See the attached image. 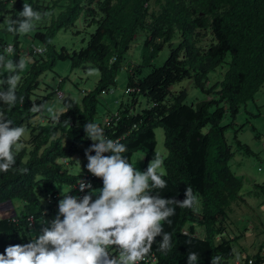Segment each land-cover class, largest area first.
<instances>
[{
  "label": "trees",
  "instance_id": "16d2710c",
  "mask_svg": "<svg viewBox=\"0 0 264 264\" xmlns=\"http://www.w3.org/2000/svg\"><path fill=\"white\" fill-rule=\"evenodd\" d=\"M24 3L48 15L35 22L31 35L44 52L34 55L26 50L31 58L29 67L17 69L21 81L15 106L9 109L0 101V111L13 120L14 126H24L29 132L27 140L21 139L23 148L15 154L16 163L7 172L0 171V254L8 245L30 242L28 217L38 220L45 212L48 220L55 218V207L62 198L56 190L58 185L66 186L67 193L76 196L73 187L81 174H72L69 169L76 164L74 157L86 156L85 150L93 142L83 126L95 123L102 92L115 87L117 72L132 41L138 32H144L141 56L146 66L176 34L179 43L170 49L164 63L146 76H138L139 67L129 72L126 88L135 90L119 103L117 117L104 134L126 145L122 155L129 163L140 152L147 169L148 162L155 158V129L161 128L166 150L162 178L167 187L150 189L151 193L183 201L186 188L191 186L200 203L199 211L197 204L194 208L169 205L176 213L169 218L171 226L166 221L162 225L165 232L172 233V248L159 251L162 235L157 236L145 259L147 264H188V253L197 252V264H211L214 255L222 257L220 264H232L231 239L223 238L222 223L232 206L245 199L241 192L243 178L232 170L230 161L236 154L249 156L253 152L238 141V130H234L233 149L225 137L233 124L221 123L226 115L234 120L240 108L253 101L264 87V0H67L57 14L54 8L58 0L47 5L41 0H0V55L5 54L7 44H12L10 59L14 62L21 58L20 38L26 34L7 32L4 19H16ZM78 20L85 28L94 27L86 45L79 50H57L53 44L57 33L74 28ZM205 36L210 42L203 46ZM57 61H69L72 69L90 64L98 70L99 78L79 102L62 100L59 120L50 117L46 123L37 122L35 118L41 112L29 109L33 101L39 105L49 98L47 95L35 101L34 94L40 77L53 71ZM222 64L227 65L222 80L209 86V74ZM2 70L0 66V89H6L9 74L2 75ZM183 80L191 81L211 98L187 104L184 91L171 92V87ZM139 96L146 99L147 108L136 109ZM92 186L102 188V179L94 176ZM254 187L264 192L263 186ZM48 194L56 195L50 205H46ZM16 200L21 203L18 211L14 208ZM196 228H202L203 237L196 235ZM261 251L243 263L252 259L253 264H264Z\"/></svg>",
  "mask_w": 264,
  "mask_h": 264
},
{
  "label": "clouds",
  "instance_id": "9594fccd",
  "mask_svg": "<svg viewBox=\"0 0 264 264\" xmlns=\"http://www.w3.org/2000/svg\"><path fill=\"white\" fill-rule=\"evenodd\" d=\"M42 15L48 13L42 14L24 3L16 19L5 17L6 31L28 34ZM4 51L5 54L0 55V66L9 75L5 81L7 88L0 89V101L11 109L17 102L16 91L21 81L17 69L23 71L26 57L21 56L18 62L7 58L14 52L12 44ZM36 51L43 53L44 49ZM96 71L89 68L87 74L93 75ZM19 100L23 104L24 97ZM44 109L53 112L46 103L37 105L34 101L29 111L39 113ZM60 114H53L52 119L59 120ZM83 127L87 138L94 142L85 150L86 167L102 179L99 195L91 182L83 179L78 183L79 191L85 193L83 196L62 190L55 218L50 222L42 221L50 226L42 227L40 234L31 236L29 243L8 245L0 254V264H140L151 253L156 237L161 235L158 250H171L172 233L164 231L162 222L172 224L169 218L175 215L176 209L169 205L194 208L198 204L192 187L186 188L183 201L153 195L150 189L167 187V181L162 178L164 160L160 152L149 161L146 171H140L122 155L127 151L126 145L107 139L99 124L88 122ZM25 134L24 126H14L13 120L0 111V171L7 172L16 163L15 154L23 148L21 139ZM221 259L214 255L211 264H220ZM198 260L199 253H188V264H197Z\"/></svg>",
  "mask_w": 264,
  "mask_h": 264
},
{
  "label": "rangeland",
  "instance_id": "374dc122",
  "mask_svg": "<svg viewBox=\"0 0 264 264\" xmlns=\"http://www.w3.org/2000/svg\"><path fill=\"white\" fill-rule=\"evenodd\" d=\"M46 5L51 1L56 0H41ZM67 0H58L57 6L54 8V14H57L61 7ZM79 32L76 34V32ZM94 31V27L85 28L83 21L78 20L75 27L69 30H63L57 33L53 39V44L56 49L65 47L68 51L79 50L84 47L89 38V34ZM32 32L21 36L20 38V56L26 57V66L29 67L31 58L27 55L26 50H30L31 46L39 45L31 38ZM146 34L144 32H138L132 41L128 52L125 55L121 69L116 75L115 87L111 89L109 93H106L100 97V104L98 105L97 115L95 117V123L100 124L104 114H113L117 111L119 103L125 101L127 96L124 94V90L128 82V74L135 67L140 68L139 77H144L150 73L153 67L161 66L169 55L171 48H175L179 43L178 34L172 39L170 44H165L158 55L151 60L150 65L146 66L142 60V45ZM210 38L205 36L202 38L201 45H207ZM9 59L12 54L8 55ZM229 56L226 57V61H229ZM89 68L96 69L90 64H84L77 69H72L69 61H57L53 67V71H47L39 79L38 89L35 91L34 100H41L43 97L49 95V98L44 102L53 109L52 113H49L46 109L41 111L40 116H37L35 120L37 122L46 123L48 118L53 114L61 111L62 100H58L54 93L55 90H59L64 98L74 99L80 101L82 95L85 92L93 90L95 87L99 73L96 71L93 75H88ZM227 65L222 64L209 74V86H213L220 82L223 78ZM9 74L5 69L2 70V75ZM184 91L186 96L184 102L187 104L195 105L198 101L203 99H210L211 97H205L203 93L197 89L191 81L183 80L176 83L171 87V92L176 94ZM148 104L145 98L139 96L136 104V109L147 108ZM233 124V127H229L225 132V137L229 144H232L235 149L234 130H238L236 135L238 141L247 145L253 154L249 156L236 154L230 161V166L236 175L243 178L244 184L242 188V194L244 195L245 202H240L239 205H233L231 212L228 214V218L222 223L224 227V239H231V248L233 252L232 264H242L248 257L256 255L262 248L261 253L264 254V192L259 188L254 187L263 186L264 189V171H258V167H264V87L258 92L253 101H250L246 106L241 107L235 119L232 120L229 115H226L221 125ZM156 148L155 153L160 152L162 158L166 156V150L163 145V131L161 128L155 129ZM29 138V132H26L22 140ZM152 160V159H151ZM150 160V161H151ZM75 165L70 168L72 174H78L80 171L86 172L87 170V157L75 156ZM131 164L134 168L140 171H146L144 156L137 152L132 156ZM149 164V162H148ZM147 164V167H148ZM164 173V169L162 167ZM59 195L61 191L67 190L66 186L58 185L56 187ZM99 195L97 189L96 192ZM96 197L93 196V199ZM14 208L16 211L20 210L21 203L14 201ZM197 211L200 210V203L197 204ZM6 215V214H4ZM50 218L47 221L50 222ZM45 226H50L46 224ZM36 227H39L36 228ZM35 230L30 229L35 235L40 234L39 223H36ZM196 235L203 237L202 228H197ZM219 241V239H218ZM217 241V242H218ZM235 250V251H233Z\"/></svg>",
  "mask_w": 264,
  "mask_h": 264
},
{
  "label": "built area",
  "instance_id": "2783aa9c",
  "mask_svg": "<svg viewBox=\"0 0 264 264\" xmlns=\"http://www.w3.org/2000/svg\"><path fill=\"white\" fill-rule=\"evenodd\" d=\"M8 46V44L6 45V47ZM5 47V48H6ZM37 48H41V49H44L42 46H40V45H37V46H31L30 47V50H31V53L32 54H34V55H40V54H42L41 52H37L36 51V49ZM44 52V51H43ZM134 88H125V90H124V94L125 95H128L129 93H132V92H134ZM111 91V90H110ZM110 91H108V92H102V95H104V94H106V93H109ZM54 93H55V95H56V98L58 99V100H63L64 99V96H63V94L59 91V90H55L54 91ZM116 117H117V113L115 112V113H113V114H107V116H106V114L102 117V120H101V123L99 124L103 129H104V133H105V128L109 125V123H110V121L111 120H113V119H116ZM94 142H92V143H90L89 144V147L93 144ZM62 162H65V160H62ZM258 171H264V167H260V168H258ZM94 178V175L93 174H91L89 171H86V172H83V173H81V177H80V179L78 180V182H77V184L73 187V189L75 190V195L76 196H83L84 194L83 193H81L80 191H79V185H78V183H79V181L81 180V179H83L84 181H86V182H91V184H92V179ZM56 197V195L55 196H53V195H51V194H48L47 195V197H46V205H50V204H52L53 202H54V198ZM57 210H58V205L55 207ZM61 219H62V217H61ZM42 221H47V218H46V216H45V212H42V214H41V217L38 219V220H35V219H33V217L32 216H30V217H28V219H27V228H29V229H31V228H33L34 229V227L36 226V223H39V226H40V231H41V229H42V227H45V225H46V223H42ZM184 233H186V232H184ZM147 262H148V260H146V259H144L143 261H141L140 262V264H147ZM237 264V263H236ZM240 264V263H239ZM242 264H253V261H252V259H249V260H247V262L246 263H242Z\"/></svg>",
  "mask_w": 264,
  "mask_h": 264
},
{
  "label": "crops",
  "instance_id": "0c3cea01",
  "mask_svg": "<svg viewBox=\"0 0 264 264\" xmlns=\"http://www.w3.org/2000/svg\"><path fill=\"white\" fill-rule=\"evenodd\" d=\"M104 115H105V114H104ZM70 168H73V166H70ZM81 172H82V171H80L78 174H81ZM68 191H69V189L67 188V190L65 191V193H67ZM36 228L39 229V227H36ZM36 228L34 227L33 232H34V230H35ZM196 231H197V228H196ZM33 232H31V233H32V234H31L32 236L35 235Z\"/></svg>",
  "mask_w": 264,
  "mask_h": 264
}]
</instances>
